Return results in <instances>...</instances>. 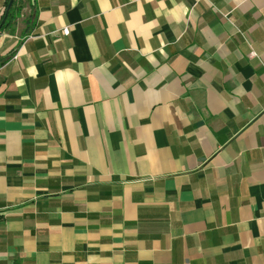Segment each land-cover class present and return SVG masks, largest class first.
<instances>
[{
	"label": "crops",
	"instance_id": "1",
	"mask_svg": "<svg viewBox=\"0 0 264 264\" xmlns=\"http://www.w3.org/2000/svg\"><path fill=\"white\" fill-rule=\"evenodd\" d=\"M16 5L0 264H264V0Z\"/></svg>",
	"mask_w": 264,
	"mask_h": 264
},
{
	"label": "trees",
	"instance_id": "2",
	"mask_svg": "<svg viewBox=\"0 0 264 264\" xmlns=\"http://www.w3.org/2000/svg\"><path fill=\"white\" fill-rule=\"evenodd\" d=\"M17 1L18 0L14 1V4H13V6H12L7 18H6V21H5V23L3 24L2 28H1V31H3L5 28L9 27L12 24V22L14 21V19L16 17L15 12H16V7H17V5H16ZM8 3H9V0L7 1V5H8ZM4 17H5V14L2 17V20H3ZM2 20H1V22H2ZM1 22H0V24H1Z\"/></svg>",
	"mask_w": 264,
	"mask_h": 264
},
{
	"label": "water",
	"instance_id": "3",
	"mask_svg": "<svg viewBox=\"0 0 264 264\" xmlns=\"http://www.w3.org/2000/svg\"><path fill=\"white\" fill-rule=\"evenodd\" d=\"M14 1H15V0H9V3H8V5H7V8H6V12H5V17L3 18V20H2V22H1V24H0V33H1V28H2L3 24L5 23L6 18H7V16H8V14H9V12H10V10H11L13 4H14Z\"/></svg>",
	"mask_w": 264,
	"mask_h": 264
},
{
	"label": "built area",
	"instance_id": "4",
	"mask_svg": "<svg viewBox=\"0 0 264 264\" xmlns=\"http://www.w3.org/2000/svg\"><path fill=\"white\" fill-rule=\"evenodd\" d=\"M63 33H64L65 35H68V34L70 33V29H69L68 27L64 28V29H63ZM17 56H18V55H15L14 59H16Z\"/></svg>",
	"mask_w": 264,
	"mask_h": 264
}]
</instances>
